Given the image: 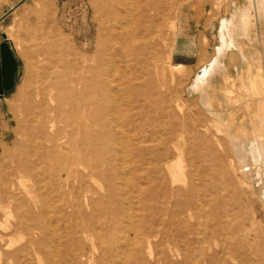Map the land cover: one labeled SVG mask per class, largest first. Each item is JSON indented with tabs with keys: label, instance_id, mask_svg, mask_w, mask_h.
I'll return each mask as SVG.
<instances>
[{
	"label": "rangeland",
	"instance_id": "obj_1",
	"mask_svg": "<svg viewBox=\"0 0 264 264\" xmlns=\"http://www.w3.org/2000/svg\"><path fill=\"white\" fill-rule=\"evenodd\" d=\"M188 1L159 0L157 17L147 11L155 21L164 20L162 37L155 42L160 76L152 64L124 73L127 63L113 59L122 90L129 84L138 87L139 100L129 116L124 97L117 104L111 98L105 102L97 90L100 81L93 79L102 65L93 53L91 0H0V43L5 35L17 62L14 87L0 98V264H64L59 252L68 243V220L57 207L75 198L77 213L94 223L96 212L89 204L113 209L109 200L114 197L122 201V210L128 201L140 232L128 233L124 264H264V203L259 199L264 160L256 162L253 186L244 182L227 137L237 132L251 137L252 88L264 91V11L262 27L253 13L251 40L240 33L235 37L244 57L229 50L222 59L226 78L219 73L212 78L211 109L219 115L214 118L192 87L224 36L220 26L233 2L242 8L247 3L200 0L198 61L171 65V24ZM258 2L263 10L264 0ZM108 66L103 69H113ZM114 122H122L123 129ZM99 123L127 139L122 148L116 136L113 162L98 168L107 178L76 163L85 145L82 132L88 126L96 133ZM135 148L141 149L140 162H134ZM100 151L93 157L104 154ZM107 228L98 231L99 238L77 234V248L85 257L67 264H118L105 254L111 236Z\"/></svg>",
	"mask_w": 264,
	"mask_h": 264
},
{
	"label": "bare ground",
	"instance_id": "obj_2",
	"mask_svg": "<svg viewBox=\"0 0 264 264\" xmlns=\"http://www.w3.org/2000/svg\"><path fill=\"white\" fill-rule=\"evenodd\" d=\"M158 1L159 0H91V7L93 11L92 21L94 24L93 34L95 35L96 43V45L93 47V53L94 56L97 58L99 64L102 65L101 67H97L94 70L93 79L100 81V86L97 90L101 94L105 102H107L111 98L113 102H116L115 104H117L118 101L121 102V99L124 97L126 101L125 105L127 106L126 111L129 116L132 114L133 104L139 100V96L137 95L138 90H136L138 87L136 88V85L129 84V86H127L124 91L122 90L119 84L120 78H114V73L117 70V66L113 59L115 57H121L125 63H132L131 66L126 64V68L123 69L124 73L132 72V70L135 69L136 66L148 67L150 64H152L155 68L156 74L160 76V65L156 64L157 51L155 48V42L158 40V38L161 39L162 37V25L164 20L163 18H160V20L155 21L153 17L150 18L147 15L148 9H152L155 11V17H157V15L159 14ZM197 1L198 6H200V0ZM233 3L234 7L232 8L227 21H222V24L220 26L224 36L219 38V45L217 44L218 47L215 48L214 55L212 56V58L209 60L208 63L204 64L197 72L195 77V84L192 87L193 92L198 95L199 101L202 106L214 118L219 117V115L218 112L211 109L212 97L210 95L211 93H209V90L212 88V78L216 74H222L223 77L226 78V72L224 67L225 65H223L222 63L223 57L229 50L232 49H236L240 54L242 53L243 48L241 42H235V37L238 36L237 34L240 33L245 36V38L251 40V33H253L254 29L251 32L250 30L252 27L254 28L256 23L253 22L251 19L252 17H254L253 13L255 14V17L258 18L260 27H262L261 12L264 11V8L263 10L261 9V5L258 0H256V3H252L251 0H246L247 5L243 6V8L239 6L236 2ZM252 4L257 7L253 9ZM178 13L176 20L171 24L174 36L176 34ZM163 27H165V25ZM258 37L260 38L259 35ZM116 43L120 44L118 48L115 47ZM170 47L169 59L172 65L174 64L172 63V46L170 45ZM244 55L242 53V57H244ZM232 56V58H234L233 54ZM243 61L244 60H242V62ZM104 65H109L108 67H113V69L104 70ZM121 67H123V65ZM105 77H109V79L107 80ZM256 84L251 85L256 86ZM252 89H254L253 97L255 98V100L253 101H255V105L253 103L252 104L253 106H255L256 111L255 114L254 112H252L254 114V120L251 126V137L245 138L244 136H242V134H237L238 132L236 134H231L225 131L227 133L231 153L235 157L239 173L243 178L244 182L247 181L251 186H253V183L257 181L256 173H259V170H256L255 168L256 162L259 163L262 159L264 160V91L261 90L262 88L260 89L259 87H253ZM118 96L121 97L118 98ZM120 104L122 103H119V105ZM251 110H249L248 112H250ZM244 115L246 116V114ZM117 116L118 115H116V117ZM218 119L217 121H219L221 125L223 123L225 124V122L222 123V120L220 118ZM87 120H90V114L88 113ZM117 122H114V127H120L123 129L124 125L121 124L122 122H119V124ZM229 122L227 123L229 124ZM247 125L249 124H246V126ZM97 126L98 129L96 133H92L88 126L82 132V138L85 145L82 147L81 150H79L78 154L80 155V157L78 160H76V163L78 165L80 164L82 166H85L87 170L94 175L100 174L103 177L107 178L108 173L106 174L105 172H99L98 168L101 165H104L105 167H110V164L113 162V158L110 156L112 144L114 142L115 137L117 136L118 140L120 141V144L122 145V148L126 145L127 139H125L124 134L119 135L118 133L117 135L116 133L115 136L114 133H109L106 128V123H99L97 124ZM248 129L250 130V128ZM220 131V129L216 128V132ZM246 131L248 132V130ZM239 133L241 132L239 131ZM248 134H250V132ZM96 150H101L100 152H104V154L102 155L101 153L99 156L94 158L93 156L96 154ZM121 150L122 152L124 151L123 149H120V151ZM133 154L134 162H140L142 158L141 149L135 148ZM112 156L114 155L112 154ZM125 161L123 160V162ZM107 189L109 191L112 190V186L110 183L107 184ZM261 193L263 197L260 198L259 196V199H261L262 203H264V191ZM112 200L113 199L110 198L109 203L111 204L113 202V209H110L109 207L106 209L99 208L96 206V204H94V202H91L89 204L93 208V211L96 212V220L94 221V223L86 219L83 220V218L86 217V214L77 213L79 212L80 207L75 198H71L68 201L64 200L61 204L64 207H62L61 205L57 207V211H59V213L61 214L63 213L65 219L67 215L68 220V222L64 220L66 222V224H64V227L67 229L66 239L68 243H66L67 245H63L61 252H59L60 259L64 264H67L70 259L83 260L85 257V254L77 248V234H83L85 239L94 236H98L99 238L98 231L101 230L104 225L108 227L107 232L111 234L107 241L108 247L105 250L106 256L115 257L117 259L116 262L118 264H124V259L131 245L129 242H127L129 239H131V237L128 236V233L132 232L134 235L136 234V236H138L140 232L134 226V223L132 221L133 214L131 212V207L128 201V205L122 210V201L116 197H114L113 201ZM65 209H70V212L65 214ZM78 216H81V219L76 221ZM102 218H104L106 221H101L100 219Z\"/></svg>",
	"mask_w": 264,
	"mask_h": 264
},
{
	"label": "crops",
	"instance_id": "obj_3",
	"mask_svg": "<svg viewBox=\"0 0 264 264\" xmlns=\"http://www.w3.org/2000/svg\"><path fill=\"white\" fill-rule=\"evenodd\" d=\"M200 13L197 0L188 1L179 10L176 34L172 45L173 63L192 65L198 61L200 56Z\"/></svg>",
	"mask_w": 264,
	"mask_h": 264
},
{
	"label": "water",
	"instance_id": "obj_4",
	"mask_svg": "<svg viewBox=\"0 0 264 264\" xmlns=\"http://www.w3.org/2000/svg\"><path fill=\"white\" fill-rule=\"evenodd\" d=\"M2 38L4 42L0 44V97L13 89L14 78L17 72V62L9 47L6 36L2 35Z\"/></svg>",
	"mask_w": 264,
	"mask_h": 264
},
{
	"label": "flooded vegetation",
	"instance_id": "obj_5",
	"mask_svg": "<svg viewBox=\"0 0 264 264\" xmlns=\"http://www.w3.org/2000/svg\"><path fill=\"white\" fill-rule=\"evenodd\" d=\"M0 44H1V43H0ZM4 94H5V93H4ZM2 96H3V95H2ZM2 96H1V97H2ZM1 97H0V98H1Z\"/></svg>",
	"mask_w": 264,
	"mask_h": 264
}]
</instances>
